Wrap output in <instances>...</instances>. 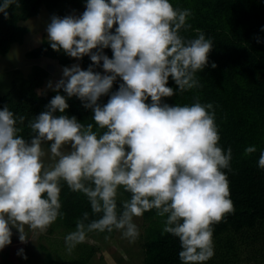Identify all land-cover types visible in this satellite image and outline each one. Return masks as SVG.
I'll return each instance as SVG.
<instances>
[{
	"label": "clouds",
	"instance_id": "9594fccd",
	"mask_svg": "<svg viewBox=\"0 0 264 264\" xmlns=\"http://www.w3.org/2000/svg\"><path fill=\"white\" fill-rule=\"evenodd\" d=\"M12 5L18 7V0L0 3L5 18ZM190 15L169 0H87L79 17H51L46 29L51 48L77 60L88 55L92 65L65 67L63 78L48 87L81 100L92 110L97 129L105 131L63 115L69 105L60 94L28 122L34 133L30 141L17 126L25 117L8 106L0 110V250L11 244L12 227L26 243L25 226L43 233L63 218L64 181L71 191L86 195L94 214L102 213L87 224L89 214L83 213L76 231L66 237L69 252L94 230H123L134 241L139 231L133 217L155 209L166 217L163 232L180 241L181 264H204L214 256L213 225L235 211L222 171L230 170L231 148L225 153L218 146L212 104H201L198 97L191 105L162 102L176 90L202 87L196 73L208 65L213 41L203 32L190 40L180 35L191 27ZM104 48H111V59ZM101 61L104 75L93 70ZM117 77L123 83L101 106L97 101L110 93ZM169 77L175 90L167 86ZM46 142L55 160L50 167L42 159ZM255 151L249 146L245 154ZM258 166L264 169V151ZM120 188L131 197L118 213ZM18 255L27 259L23 249Z\"/></svg>",
	"mask_w": 264,
	"mask_h": 264
},
{
	"label": "trees",
	"instance_id": "16d2710c",
	"mask_svg": "<svg viewBox=\"0 0 264 264\" xmlns=\"http://www.w3.org/2000/svg\"><path fill=\"white\" fill-rule=\"evenodd\" d=\"M66 2L69 8L75 7L65 14L86 5L87 0H18V7L12 5L7 9V18L0 13V55L5 56L13 44L23 43L28 29L22 23L36 17L42 8L46 9L48 15L63 17ZM169 2L174 8L188 9L191 12L186 21L191 27L186 31L182 29L180 35L190 40L196 38L198 32H203L206 39L213 41V48L208 56V65L196 73L202 87L183 93L176 90L175 95L162 98V102L170 106L191 105L198 97L201 104H212L220 135L218 146L225 153L231 148L230 170L222 171L229 181L230 199L235 211L213 225L214 256L204 264H264V169L258 166L260 154L264 151V31H261L264 28V0ZM117 26L114 24L110 30L113 34ZM257 38L260 43H257ZM102 51L109 59L113 57L111 48H104ZM26 58L48 59L62 67H71L78 62L82 70H87L92 65L90 56L85 55L77 60L69 57L63 50H53L49 41H43L28 51ZM212 63L216 64L215 68L211 67ZM93 70L104 75L102 61L100 65L93 66ZM48 75V69L34 66L26 78L0 96V110L8 106L16 116L25 117L24 123L17 125L22 129L20 135L30 141L34 133L28 127V122L46 111V105L56 94L65 96L69 105L63 115L74 116L85 125L92 123L93 131H105L95 126L92 110L86 109L77 97L68 98L63 89L59 93L53 90L40 94ZM121 83L123 81L117 77L110 93L100 97L97 103L105 105L111 93L118 91ZM167 86L174 90L177 88L171 77ZM146 103H151L150 98ZM54 115L61 114L56 112ZM249 146H254L256 151L246 155L245 149ZM120 196L122 201L117 198L118 213L123 210V203L130 199L131 194L123 190ZM60 201L64 216L58 217L53 224L59 223V226L68 230L76 229L77 221L85 212L89 214V220L85 224L102 216V213L92 212L86 195L71 191L64 181H61ZM142 216L147 226L143 243L144 257L140 264H181L178 255L181 251L179 239L163 232L166 217L158 216L155 209L146 211ZM55 230L51 224L47 234L52 235ZM115 230H94L88 232L86 237L94 234L110 239ZM254 244L256 245L253 246ZM84 246L90 256L85 260L64 262L54 260L43 246L40 250L44 253L45 264H90L97 248L86 243ZM245 247H251L250 252L245 251Z\"/></svg>",
	"mask_w": 264,
	"mask_h": 264
},
{
	"label": "rangeland",
	"instance_id": "374dc122",
	"mask_svg": "<svg viewBox=\"0 0 264 264\" xmlns=\"http://www.w3.org/2000/svg\"><path fill=\"white\" fill-rule=\"evenodd\" d=\"M68 2H66V8L63 10L62 15L70 9L73 10L75 7L71 3L72 5L70 6L72 8H69ZM85 6L81 5L63 17L67 15L79 17L84 12ZM51 16L47 14L46 9H40L36 17L22 23V26L28 29V34L24 37L23 43L21 45L13 44L5 56L0 55V96L5 95L13 85H18L22 79L26 78L34 66H41L49 70V75L39 91L42 95L53 91L56 82L63 78V68L65 67L58 66L55 62L48 59L26 58L28 51L39 46L43 41H48L46 29L50 23ZM75 64L79 65L78 62H75ZM49 82L52 83L53 88L48 87ZM50 143L46 142L42 145V149L45 152L44 157H42L45 167H50L55 163V160L51 156ZM65 150L70 149L66 146ZM119 191L122 194L123 188H120ZM120 193H118L117 198L122 201ZM133 223L136 224L139 231V236L134 241L125 237L123 230H115L113 238L110 239H104L106 237L99 235L94 236V234L87 236L84 243L97 248L95 254L93 253L90 264H140L144 257L143 243L147 224L143 220V216L133 217ZM58 224H52L54 229H56L52 235L47 234L49 228L46 232L41 233L39 231L33 232L28 226H25V231L29 236L26 243L19 241V233L16 228L12 227L11 231L13 235L11 236V244L0 250V263L45 264L44 253L41 252L42 249L40 250L41 246L58 262L85 260V258L90 256L87 254L88 249H86L83 242L77 244L69 252L66 237L76 231V229L68 230ZM21 249H23V254L27 259L18 255ZM245 249V251L250 252L251 247H248V249L245 247ZM46 250H43V252ZM233 264H236V262ZM237 264L250 263L242 262Z\"/></svg>",
	"mask_w": 264,
	"mask_h": 264
}]
</instances>
